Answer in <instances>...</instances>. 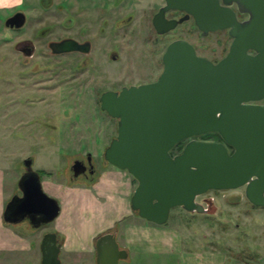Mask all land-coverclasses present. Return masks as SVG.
<instances>
[{"label": "water", "instance_id": "obj_1", "mask_svg": "<svg viewBox=\"0 0 264 264\" xmlns=\"http://www.w3.org/2000/svg\"><path fill=\"white\" fill-rule=\"evenodd\" d=\"M230 1L166 0L161 9L193 15L202 36L229 28L234 40L219 61L196 55L186 40H175L164 52V68L155 81L100 97L101 109L117 121L103 159L136 181L129 206L148 222L166 223L173 207L200 212L198 195L243 185L250 202L264 205V105L249 104L264 98V0H234L238 10L249 15L243 22L236 20ZM174 24L154 19L158 31ZM249 49L254 55L247 53ZM208 133L218 134L222 141L196 138ZM180 143L181 150L172 154ZM24 164L30 168L31 160ZM18 187L21 196L6 202L4 222L28 217L38 227L58 216L59 204L43 191L36 171L27 170ZM60 248L55 232L44 233L40 264H60ZM127 256L116 234L106 232L94 239L95 264H119Z\"/></svg>", "mask_w": 264, "mask_h": 264}, {"label": "flooded vegetation", "instance_id": "obj_2", "mask_svg": "<svg viewBox=\"0 0 264 264\" xmlns=\"http://www.w3.org/2000/svg\"><path fill=\"white\" fill-rule=\"evenodd\" d=\"M166 5V0H0V63L5 65L0 75V117L3 123L7 122L10 111L13 116H31L32 119L23 123L34 125L38 122V116H55L58 113L72 115L70 111H73L74 99L81 101L79 106H83L82 102L87 105L89 100H93L94 109L115 122L116 135L117 121L101 109V95L155 81L164 68L163 55L172 41H188L196 55L214 63L229 52L234 40L229 35V28L208 31L206 35L222 31L225 39L223 42L218 41L221 45L219 50L213 47L209 56L202 55L199 45L202 32L193 15L176 8L161 11ZM228 6L234 11L238 22L249 19L247 13L238 10L236 1L231 0ZM155 17L167 22L174 21L175 24L164 31H158L154 25ZM160 28H164V25ZM247 53L254 55L251 49ZM9 54L16 57L10 63L7 60ZM7 68L17 69V76L9 74ZM154 68H157L156 73H153ZM12 80H17L16 86H11ZM62 88L67 92L61 98L47 96V93L57 89L61 91ZM15 90L18 92L16 95ZM53 101L55 104L60 101L63 108L58 111L48 108ZM249 104L264 105V98ZM41 106L44 107L42 110ZM1 126L0 129H3L7 125ZM210 134L196 138L210 142L222 141L218 134ZM93 135L96 136L92 142L93 147L102 150L114 137L102 142L97 132H93ZM226 147L232 153L233 149ZM27 159L31 160L30 168L24 164ZM96 160L89 152L84 156H75L68 166L70 180L79 178L81 182L93 184V179L100 173ZM21 164L23 166L18 179L27 170H34L31 156L23 158ZM100 165H110L104 161L103 151L100 154ZM18 179L16 192L7 201L13 195L21 196ZM245 189L246 185H243L234 190L207 192L213 191V196L220 194L230 206L244 202L250 208L264 212V205H255L247 199ZM207 192L196 197L202 211L190 213L207 216L209 224L215 217L216 207L213 198L206 196ZM228 194L232 196H226ZM262 196L264 198V192ZM227 197H237L238 200L230 202ZM22 221L35 229L45 225L34 227L28 217ZM106 232L115 234V231L109 230L101 234ZM56 237L62 246L57 233Z\"/></svg>", "mask_w": 264, "mask_h": 264}, {"label": "rangeland", "instance_id": "obj_3", "mask_svg": "<svg viewBox=\"0 0 264 264\" xmlns=\"http://www.w3.org/2000/svg\"><path fill=\"white\" fill-rule=\"evenodd\" d=\"M224 39L222 31L201 35V54L209 56L213 47L219 50L221 45L218 41L223 42ZM15 59L12 54L7 58L9 63ZM2 70H5V65L0 63V75ZM8 70L9 74L17 76V69ZM16 84L17 80H12L11 86ZM63 88L47 93V96L61 98L67 92ZM17 93L15 90L14 94ZM74 101L73 111H70L72 115L38 116L34 125L23 123L32 119L31 116H13L12 111L6 123L0 117V127L7 125L0 129V264H40L38 244L42 234L49 231L57 233L62 243L60 264H95L94 239L107 230L115 231L120 248L127 252L131 248L127 258L120 260L119 264H182L183 256L188 259L189 254H193L191 257L195 260L202 259L199 264H264V212L252 209L244 202L230 206L220 194L213 196L214 192L210 191L206 196L213 198L216 214L209 224L207 216L173 207L167 222L157 225L140 218L130 209L129 196L136 186L132 177V186L126 191L122 187L120 198L114 197L111 191L106 192L111 194L107 201L108 198L102 195L99 176L105 170H123L100 165L103 150L93 147L96 137L93 132H97L102 142L108 141L115 136V122L98 113L93 100H89L87 105L82 102L83 106H79L81 101ZM56 102L53 101L48 108L55 111L63 108L60 101ZM43 108L41 106V110ZM74 113L79 115L74 116ZM81 144L84 146L80 147ZM86 152L97 158L99 163L100 173L93 179V184L69 178L68 166L72 159L84 156ZM27 156L33 158V169L39 172L41 183L50 182L56 194L52 197L60 205L58 216L39 229L27 222L9 224L2 219L7 199L16 192V180L23 166L21 160ZM42 188L46 193L43 184ZM13 234L30 245L18 248L13 240L9 242L5 238ZM138 236L150 240H141L146 253L137 251L141 248L139 243L133 244Z\"/></svg>", "mask_w": 264, "mask_h": 264}, {"label": "crops", "instance_id": "obj_4", "mask_svg": "<svg viewBox=\"0 0 264 264\" xmlns=\"http://www.w3.org/2000/svg\"><path fill=\"white\" fill-rule=\"evenodd\" d=\"M99 177H100V180H101L100 182H101V186H102V188H101L102 195L104 197L108 198L107 201L110 200L111 194L108 195L106 192H110L111 191V193L113 194L114 197L120 198L122 196L120 194L121 193V190H122V187H123V190L126 191L129 187L132 186V183H133L132 182L133 180H132L131 176H128L127 173H125L124 170L123 171L105 170ZM120 180H123V181L121 182ZM102 182H103V185H102ZM42 184H43V187L47 190L46 193L49 196L56 197V194L52 190V185L50 184V182H45V183H42ZM103 191H104V193H103ZM129 199H130V196H129ZM120 219L121 218H118V220H120ZM5 238L8 239L9 242H11L13 240L15 246L17 244V247L18 248H26V247H28L30 245L27 242L24 243V239L22 240L20 237H18L17 235H14V234L13 235H6ZM143 239H145V240H147V241L150 242V240L148 238H144V236H138L137 239H136V242L134 241L133 244H138L139 243L138 245L141 248L137 249V251H139V252H142L143 251L144 253H146V251H144L145 250L144 249V246H143L144 244H142V242H141V240H143ZM153 247L154 246H152V248ZM133 249L134 248H132V250ZM174 250H178V248L177 249H174ZM174 250L171 249V251H174ZM130 251H131V248H130ZM130 251H128V253ZM161 251H163V250H161ZM189 255H190V257L188 259H185L186 257L183 256V259H182L183 263L182 264H188V261L190 262V264H194V263L195 264H199L200 263L199 261L202 262V259L201 260L200 259L199 260L198 259L195 260L193 257H191L193 254H189Z\"/></svg>", "mask_w": 264, "mask_h": 264}, {"label": "trees", "instance_id": "obj_5", "mask_svg": "<svg viewBox=\"0 0 264 264\" xmlns=\"http://www.w3.org/2000/svg\"><path fill=\"white\" fill-rule=\"evenodd\" d=\"M212 134H206V135H204L203 137H205V136H211ZM202 137V138H203ZM182 146H183V143H180V144H178V145H176L175 146V148L172 150V154H174V153H178L180 150H181V148H182ZM135 181V180H134Z\"/></svg>", "mask_w": 264, "mask_h": 264}]
</instances>
